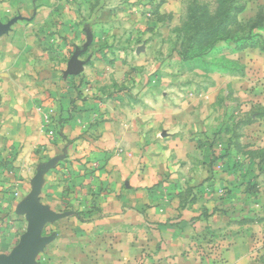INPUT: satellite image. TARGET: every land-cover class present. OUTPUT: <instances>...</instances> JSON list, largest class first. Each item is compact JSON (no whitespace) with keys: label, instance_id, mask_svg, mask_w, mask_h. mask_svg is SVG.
Returning a JSON list of instances; mask_svg holds the SVG:
<instances>
[{"label":"crops","instance_id":"1","mask_svg":"<svg viewBox=\"0 0 264 264\" xmlns=\"http://www.w3.org/2000/svg\"><path fill=\"white\" fill-rule=\"evenodd\" d=\"M172 1L168 8L183 11L186 0ZM238 1L236 19L260 13L262 26L249 45L231 43L223 54L234 62L211 70L216 82L199 73L181 79L193 88L179 97L153 92L122 106L77 94L70 48L64 70L61 53L33 47L47 38L46 2L0 0V135L9 158L0 191L17 194L3 204L9 253L34 204L40 243L54 226L76 254L72 264H264V0ZM8 4L19 20L5 16ZM211 86L226 94L205 91Z\"/></svg>","mask_w":264,"mask_h":264},{"label":"rangeland","instance_id":"2","mask_svg":"<svg viewBox=\"0 0 264 264\" xmlns=\"http://www.w3.org/2000/svg\"><path fill=\"white\" fill-rule=\"evenodd\" d=\"M12 1L14 4L24 0ZM41 2L48 4V8L42 10L43 16L47 15L42 25V33L47 38L33 47H52L54 53H61L60 56L54 54L60 58L61 65L68 55L66 50L70 48L71 54L75 53L76 73L72 78L76 82L74 89L77 94L96 102L109 99L120 104L122 101V106L125 101L153 92L161 95L168 92L179 97L180 93L193 88H181V79L191 81L197 78V74L200 77L199 73L202 76L210 73L205 75L206 78L216 82L212 79L216 76H211V70L228 68L234 62L223 53L233 48L231 43L238 41V45L244 44L247 32H255V26H258L256 22L245 23L236 19L243 9L238 0H186L181 12L178 8H168L172 0ZM7 7L5 16L19 20L20 10L9 4ZM146 49H150L151 54L149 50L146 53ZM39 58L42 57L38 56V66L42 64ZM181 62L186 64L187 74H182L184 69L177 66ZM60 69L63 74H68L64 71L65 64L64 70ZM213 89L220 97L226 94L225 88L218 91L214 86L207 87L205 91L212 93ZM6 139L5 134L0 135V181L9 160L6 148L2 146ZM37 150L34 145L29 153L36 156ZM20 153L17 151V155ZM23 153L26 156L25 151ZM15 199L0 191V260L13 254L7 251L8 243H11L9 237L13 233V229L6 227L9 225L7 213L10 206L3 204ZM44 232V245H40L38 255L36 253L29 264H47L46 261L51 259H56L53 264H72L76 254L65 249L66 237L54 226H46ZM200 248L202 252L208 251L205 246ZM43 256L48 259H40Z\"/></svg>","mask_w":264,"mask_h":264},{"label":"water","instance_id":"3","mask_svg":"<svg viewBox=\"0 0 264 264\" xmlns=\"http://www.w3.org/2000/svg\"><path fill=\"white\" fill-rule=\"evenodd\" d=\"M15 20L16 19H13V21ZM34 209V204H32L30 210L27 211L28 229L26 234L21 238L20 244L15 249L12 256L0 260V264H29L37 253V249L41 244L39 239L40 223L38 219L30 217Z\"/></svg>","mask_w":264,"mask_h":264},{"label":"trees","instance_id":"4","mask_svg":"<svg viewBox=\"0 0 264 264\" xmlns=\"http://www.w3.org/2000/svg\"><path fill=\"white\" fill-rule=\"evenodd\" d=\"M262 21H263V16L260 14V13H258L257 14V16H256V18H255V20L253 21V22H256V23H258V26H255V30H257V29H260L261 28V23H262ZM250 33H252L251 31H249ZM238 41H236L235 42V44H237V48H242V47H244V46H246V45H249L250 43H252V37H251V34H247L246 36H245V40H244V44H242V45H238V43H237ZM239 46H241V47H239ZM58 134H57V132H56V136H57ZM226 156V149L225 148H223L222 149V153H221V156H220V158H223V157H225ZM213 157H215V155H213ZM250 199V198H249ZM225 201V199H222V204H223V202ZM227 200H229V199H227ZM241 209H243V208H245L246 207V205H245V203H242V204H239L238 205ZM217 208L220 210V211H223V212H226L227 211V209L226 210H222L223 208H222V206H217ZM237 206H234L233 208H231V210L232 211H237Z\"/></svg>","mask_w":264,"mask_h":264},{"label":"built area","instance_id":"5","mask_svg":"<svg viewBox=\"0 0 264 264\" xmlns=\"http://www.w3.org/2000/svg\"><path fill=\"white\" fill-rule=\"evenodd\" d=\"M43 123H44L43 126L46 128V133H47L48 137L52 139L54 137V130L50 129V125L52 124L51 120L48 117H44ZM92 168L97 169L96 163L92 164ZM14 196L16 197L17 194L14 193Z\"/></svg>","mask_w":264,"mask_h":264}]
</instances>
